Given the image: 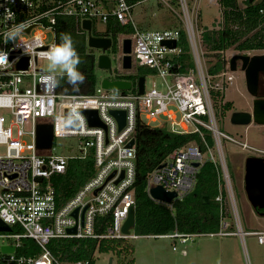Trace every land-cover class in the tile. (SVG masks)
Listing matches in <instances>:
<instances>
[{"label": "built area", "instance_id": "obj_1", "mask_svg": "<svg viewBox=\"0 0 264 264\" xmlns=\"http://www.w3.org/2000/svg\"><path fill=\"white\" fill-rule=\"evenodd\" d=\"M163 1L177 12L173 0ZM176 2L180 7L177 13L184 25L182 29L143 30L133 19L136 3L130 0H0V51L8 54L7 63L0 65V219L11 227L10 231H0V239H10L0 245V264H89L90 259L61 260L50 249V241L54 238L133 237L134 234L123 232L130 209L135 207L136 141L133 146L128 143L136 138L138 120L153 126L152 122L163 116L165 121L159 126L177 133H198L203 146L190 143L173 150L162 167L159 165L147 179L151 198V188L161 185L167 191H176L175 199H182L194 189L201 166L211 161L218 173L216 200L220 204V226L218 231L207 234H239L243 240L246 234H253L264 245V230L246 231L242 226L223 140L236 142L260 157H264V144L262 147L250 145L219 128L213 91L222 90L234 76L226 69L218 74L209 72L211 56L198 38L188 1ZM259 12L264 15V0H260ZM60 16L80 17L81 24L83 19H90L93 28L97 21L106 27L112 19L123 25L131 24L132 63L135 61L136 65L147 66L158 73L162 77L161 87L154 82L147 88L145 83L144 92L140 93L138 79L128 90L106 89L100 81L94 92L82 94L61 92L58 86L42 82L41 75L46 71L38 62L44 58L43 53L57 44L56 23ZM21 23L25 27L15 44L5 43L4 33ZM48 30L54 33L51 43L46 42L45 31ZM127 35L124 33L122 41ZM165 40H175L177 44L171 47L163 43ZM183 40L190 53V64L186 65L184 57H188V52ZM27 58L28 66L18 68ZM230 58H226V67L231 65ZM121 68L124 69L122 57ZM121 72L118 71V75L121 76ZM111 109L127 111L124 127L119 128ZM86 110H97L104 125H92ZM49 124L54 130L53 145L40 148L38 127ZM207 133L211 134L213 145L208 142ZM26 135L29 140L24 138ZM62 135L79 137L77 154H71L73 147L69 148L70 154L54 153L55 138ZM74 157H92L94 170L72 196L62 200L55 178L66 173L69 160ZM153 199L168 205L173 202ZM228 212L237 225L235 230L227 219ZM100 215L110 216L104 233L97 231ZM72 228L76 231H70ZM200 234L174 230L159 236L182 237L185 241ZM24 238H32L38 251L18 253ZM3 245L16 249L5 253L1 251Z\"/></svg>", "mask_w": 264, "mask_h": 264}, {"label": "trees", "instance_id": "obj_2", "mask_svg": "<svg viewBox=\"0 0 264 264\" xmlns=\"http://www.w3.org/2000/svg\"><path fill=\"white\" fill-rule=\"evenodd\" d=\"M142 0H130L137 3ZM223 12V25L219 28L203 31L204 44L211 50L209 60V72L218 74L225 70L226 57L221 51L235 47L240 51L264 49V15L259 12L260 2L245 0L241 6L238 0H219ZM57 44L60 43V34L71 35L82 63L79 70L85 75V82L79 90H74L62 80L59 91L67 93L88 94L95 91L99 84L98 55L101 52L97 48L88 46V33L82 28L81 18L76 16H60L56 23ZM95 36H109L113 39V45L108 54L114 57L120 49V34H130L133 31L131 24H121L117 20H110L101 32L93 28ZM185 37L182 30V38ZM184 49L188 44L183 40ZM189 57L186 64H190ZM136 67V66H135ZM134 67V68H135ZM131 71H120L113 68L116 78H127L135 85L140 75H145L137 66ZM117 70L121 72L118 75ZM215 99H220L221 91L214 90ZM223 107L229 109L232 102H223ZM208 142L213 145L211 134L207 133ZM136 137V180L135 193V227L134 235H161L174 230L183 233H210L219 230L220 204L216 200L219 193L218 173L214 163L206 161L200 168L197 182L192 191L182 199L173 200L168 205L151 198L147 192V179L150 173L161 165L167 156L175 149L190 143L203 146L201 136L198 133H177L169 128L150 126L138 120L135 130ZM94 170L92 157L70 158L65 174L55 178V184L59 198L68 199L75 191L86 182ZM110 223L109 215L98 216V233H104ZM128 238H54L49 247L54 254L65 262H73L79 259H90L89 264H95V252H111L118 260H123L124 252L132 253L133 245ZM38 246L32 238H24L17 252L20 254H34ZM128 263L134 264L131 258Z\"/></svg>", "mask_w": 264, "mask_h": 264}, {"label": "rangeland", "instance_id": "obj_3", "mask_svg": "<svg viewBox=\"0 0 264 264\" xmlns=\"http://www.w3.org/2000/svg\"><path fill=\"white\" fill-rule=\"evenodd\" d=\"M191 15L194 19V25L197 28L198 38L201 40L204 50L211 56V50L204 44L202 35L203 31L211 30L223 25V12L219 0H187ZM241 6L245 4V0H238ZM260 2V0H255ZM176 11H180V7L176 0L172 2ZM172 10L166 2L162 0H142L137 2L133 9V19L136 25L143 30H156L170 27L183 28V23L178 13ZM95 29L99 32L105 29V24L95 22ZM46 42H53L54 33L45 31ZM120 34V49L117 54L112 57L113 68H120L122 52V37ZM128 37L134 39L133 34ZM100 51V49H97ZM189 53V46L186 49ZM264 50L250 51L249 54L263 53ZM237 53H246L235 47L225 50V56L228 58ZM187 57V56H186ZM184 57V59L186 58ZM39 66L47 71L48 61L43 58L38 62ZM136 66V67H135ZM138 65L133 62L131 71L137 69ZM135 67V68H134ZM120 69V71H121ZM145 72L146 87L150 88L154 82L161 87L162 77L147 66H142ZM226 71L232 73L234 79L229 82L221 91L220 99H215V108L217 111V120L219 128L237 138L240 141L247 142L256 147H262L264 144V124L251 122L249 124H234L231 121V115L237 110L251 111L253 107V95L247 89V82L244 71L240 66L236 70H231L230 66L225 67ZM119 70H117L118 72ZM99 81L110 76L107 69L98 68ZM220 79V78H219ZM232 102L233 106L229 109L223 107V102ZM145 118V117H144ZM165 121V117H161L158 121L152 122L153 126H159ZM29 140V136H25ZM79 137L73 135H62L55 138L54 150L55 154H70L69 148L74 150L71 154L79 152ZM224 150L229 162L232 175L234 194L240 219L244 230L257 231L264 230V215H261L250 203L245 190V159L253 155L249 149L242 148L236 142L228 139L223 140ZM227 211L231 205L228 202ZM227 219L233 224L231 229H237L232 213L228 212ZM134 228L131 234H134ZM129 243L133 245V252H124L123 260L119 261L116 255L111 252H95V264H110V257L113 256V264H130L131 258L135 259L134 264H264V245L258 242L257 237L253 234H246L244 239L239 234L232 235H209L202 233L187 238L185 241L182 237L170 238L159 235H133L128 238ZM10 239H0L2 242H8Z\"/></svg>", "mask_w": 264, "mask_h": 264}, {"label": "water", "instance_id": "obj_4", "mask_svg": "<svg viewBox=\"0 0 264 264\" xmlns=\"http://www.w3.org/2000/svg\"><path fill=\"white\" fill-rule=\"evenodd\" d=\"M253 1V0H250ZM82 28L87 31V43L89 47L100 49L98 55V67L110 71V76L101 80V85L106 89L115 90H128L132 88V81L124 78H115L113 73V60L108 54V50L113 45V39L109 36H95L93 34L92 21L90 19L82 20ZM29 30V29H28ZM132 43L131 37H126L122 41V67L126 70L132 68ZM163 43L175 47V40H165ZM230 69L236 70L239 66L244 71L247 89L253 95V107L251 111L237 110L231 115V121L234 124H249L256 122L264 124V81L261 75L264 74V53H237L230 58ZM28 66V58L18 64V68H26ZM145 76L138 77L139 92H144ZM111 113L116 117L119 123V128L126 124L127 111L125 109H111ZM86 115L92 125H104L100 119L97 110H86ZM136 138H132L128 143L129 146L135 144ZM54 142L53 125H40L38 127L37 143L40 148H51ZM163 165V164H162ZM160 165V167H162ZM196 165H199L196 162ZM245 190L248 199L255 209L264 208V157L248 156L245 159ZM153 198L169 203L172 202L176 196V191H167L163 186L156 185L150 190ZM77 215V210L73 213ZM264 215V211L260 213ZM135 207H131L128 218L123 225V232L126 234L131 233V229L135 227ZM11 227L0 219V231H10ZM70 231L75 232L76 228ZM15 246L3 245L1 246L2 252H14ZM113 256L110 257V264H113Z\"/></svg>", "mask_w": 264, "mask_h": 264}, {"label": "clouds", "instance_id": "obj_5", "mask_svg": "<svg viewBox=\"0 0 264 264\" xmlns=\"http://www.w3.org/2000/svg\"><path fill=\"white\" fill-rule=\"evenodd\" d=\"M24 27L23 23L13 25L4 33L5 43L11 41L15 44ZM59 39L60 43L53 44L47 52L43 53L48 65L46 73L41 75L40 79L45 84L53 86H60L61 81L66 80V83L74 90H79L80 85L86 80L85 75L79 70V65L82 63L81 58L70 34L61 33ZM7 59V52L0 51V65H5Z\"/></svg>", "mask_w": 264, "mask_h": 264}, {"label": "flooded vegetation", "instance_id": "obj_6", "mask_svg": "<svg viewBox=\"0 0 264 264\" xmlns=\"http://www.w3.org/2000/svg\"><path fill=\"white\" fill-rule=\"evenodd\" d=\"M104 36V35H103ZM250 51H254V50H249V51H246V53H249ZM261 79L264 81V74L261 75ZM264 92V89L262 90ZM256 211L258 213H261L264 211V208H261V209H256Z\"/></svg>", "mask_w": 264, "mask_h": 264}, {"label": "crops", "instance_id": "obj_7", "mask_svg": "<svg viewBox=\"0 0 264 264\" xmlns=\"http://www.w3.org/2000/svg\"><path fill=\"white\" fill-rule=\"evenodd\" d=\"M255 50L257 51V50H260V49H254V51H255ZM263 50H264V49H263ZM263 53H264V52H263Z\"/></svg>", "mask_w": 264, "mask_h": 264}, {"label": "bare ground", "instance_id": "obj_8", "mask_svg": "<svg viewBox=\"0 0 264 264\" xmlns=\"http://www.w3.org/2000/svg\"><path fill=\"white\" fill-rule=\"evenodd\" d=\"M252 156V155H251Z\"/></svg>", "mask_w": 264, "mask_h": 264}]
</instances>
